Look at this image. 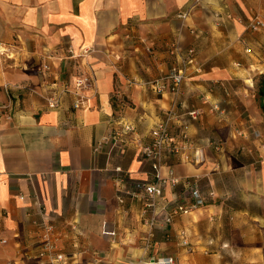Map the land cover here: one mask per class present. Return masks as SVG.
<instances>
[{
    "label": "crops",
    "instance_id": "1",
    "mask_svg": "<svg viewBox=\"0 0 264 264\" xmlns=\"http://www.w3.org/2000/svg\"><path fill=\"white\" fill-rule=\"evenodd\" d=\"M256 16L264 18V0H0V45L8 51L0 55V264H37L44 223L56 226L67 251L79 241L81 264L168 255L180 264H264V136H255L264 133V98L255 88L264 75V32L247 28ZM192 47L197 63L177 104L203 161L178 158L173 166L180 180L198 183L209 205L168 226L161 214L146 249L140 205L119 203L113 170L122 167L131 182L152 180L140 148L174 98L148 82ZM111 49L123 54L118 66ZM82 74L91 80L77 109ZM65 87L71 92L50 109L44 96ZM215 103L225 115L212 111ZM194 109L198 119L188 114ZM118 121L138 135L124 149L109 143L95 152ZM237 129L248 136L235 139ZM225 176L242 200L215 197ZM207 180L218 193L208 195Z\"/></svg>",
    "mask_w": 264,
    "mask_h": 264
},
{
    "label": "built area",
    "instance_id": "2",
    "mask_svg": "<svg viewBox=\"0 0 264 264\" xmlns=\"http://www.w3.org/2000/svg\"><path fill=\"white\" fill-rule=\"evenodd\" d=\"M242 22V20H240ZM247 28L254 32H264V18L260 16L248 23ZM194 33V31H193ZM130 35H127V38ZM177 49V46H176ZM178 50V49H177ZM73 52V51H71ZM4 51H0L3 54ZM89 50L82 51L81 55H86ZM115 60L116 66L122 62L123 54L116 51L109 53ZM187 65H196L195 50L190 49L183 62L175 66L168 74L157 81L148 82L153 91L159 94L170 93L174 98L173 106L165 113L164 117L151 129L149 140L142 144L140 148L141 158L145 159L151 166V181H132L130 173L122 167L113 170V179L118 187L120 195L118 201L126 204L128 201L140 205L142 223L147 227L145 248L149 249L152 239L155 237V228L160 225L161 214H165L163 222L165 226L172 223L177 215H190L194 211L204 208L207 205L197 182L185 180L183 183L177 177L173 161L180 158L182 162L189 161L187 148L193 147L194 143L189 139V135L183 129L180 115L178 113L177 100L182 92L184 82L187 79ZM49 69V66L46 67ZM90 77L79 75L75 81V108H82L85 103L84 90L90 86ZM60 92V93H59ZM71 91L65 87L62 91L49 92L44 98L50 109H57L61 106L62 96ZM213 112L224 115L225 111L218 103H215ZM191 117L197 119L201 114L200 109L188 112ZM136 128L131 123L118 121L113 130L105 137L104 141L96 144L95 152L104 148L105 144H114L123 149L130 144L131 137H136ZM255 136L261 137L258 132ZM219 146V145H218ZM217 146V147H218ZM264 148V147H263ZM199 152L196 151L194 157L197 159ZM199 161V160H196ZM192 162V161H189ZM183 185L184 191L181 195L173 192V189ZM168 205L172 209L168 211ZM108 235L115 240L117 233L115 230L108 231ZM185 236V233H182ZM63 236L51 223H44L42 231L38 235L36 255L37 264H81V257L86 251L82 248L78 240L72 242L75 249L73 252L67 251L62 243ZM1 244H7V240H2ZM187 244V241H185ZM33 249H28V252ZM30 254L28 253L27 256ZM139 264H180L179 260L171 255L153 256L141 259Z\"/></svg>",
    "mask_w": 264,
    "mask_h": 264
},
{
    "label": "rangeland",
    "instance_id": "3",
    "mask_svg": "<svg viewBox=\"0 0 264 264\" xmlns=\"http://www.w3.org/2000/svg\"><path fill=\"white\" fill-rule=\"evenodd\" d=\"M194 33H196V32H194ZM115 41H113V43H114ZM115 44V43H114ZM116 46V45H115ZM176 47V45L174 44V48ZM190 49H194L195 50V55H196V63H197V49L195 48V47H192V48H189L188 50H187V53L189 52V50ZM4 51V53H3V55L4 56H6V54L8 53V51H7V49L5 48V45H0V51ZM87 49H82V51H86ZM112 51H113V49H111ZM110 50V53L112 52ZM187 53H186V55H187ZM0 55H2V54H0ZM10 57H11V59H14L15 57L13 56V55H10ZM10 57H8V58H10ZM120 64V63H119ZM118 64V65H119ZM117 65V66H118ZM195 65H187V67H186V70H187V78H188V75L190 74V69L191 68H193ZM196 71H197V69H196ZM260 77L258 76V77H255V88H256V90H257V92H258V90H259V85H260V79H259ZM224 110V109H223ZM219 113V112H218ZM201 114H202V112H201ZM201 114L199 115V117L201 116ZM219 114H221V113H219ZM225 115V114H224ZM198 117V118H199ZM193 118V117H192ZM197 118V119H198ZM194 119V118H193ZM221 120V119H220ZM182 123V122H181ZM252 123H253V121H252ZM237 131H238V133L236 134V138L235 139H238L240 136H245V134L246 133H244V132H241L242 130L241 129H237ZM256 131V130H255ZM256 132H258L259 134H260V136L261 137H263L264 136V133L261 131V130H257ZM246 136H248L247 134H246ZM189 139L190 140H192L193 141V138H191V137H189ZM193 143H194V141H193ZM216 147V146H215ZM264 144H262V146H261V148L264 150ZM188 149V151H187V156L189 157V161H192V162H189V161H186L187 159H185V161L184 162H182V163H185V164H188V165H191V166H200L201 164H202V161H203V155H202V151L200 150V148H198V147H196V145H195V143H194V146L193 147H190V148H187ZM196 151H198L199 152V155L197 156V159L194 157V155H195V152ZM196 160H199V161H196ZM179 178V177H178ZM181 182L183 181L182 179L180 180ZM221 184V189H220V191H222L223 193L222 194H217V195H215V197H218L219 199H221L222 201H224V202H228V200H229V197L235 202V201H240V200H242V198H240L239 197V195H238V193L237 192H240L241 191V188L240 189H236V187H235V185H234V183H233V185H230V182H229V180H228V177L227 176H225L224 178H222V182L220 183ZM228 185L231 187V189H230V187H228ZM213 186H215L213 183H210V181H208L207 180V182H206V185H205V190L207 191V193H208V195H209V193L210 192H214L215 190H213L214 188H213ZM237 191V192H236ZM215 192H217L218 193V191H215ZM175 193V192H174ZM236 193H237V195H236ZM214 197V196H213ZM209 204L207 203V205L205 206V207H207ZM152 244L153 243H151V245L149 246V249H151L152 248Z\"/></svg>",
    "mask_w": 264,
    "mask_h": 264
},
{
    "label": "trees",
    "instance_id": "4",
    "mask_svg": "<svg viewBox=\"0 0 264 264\" xmlns=\"http://www.w3.org/2000/svg\"><path fill=\"white\" fill-rule=\"evenodd\" d=\"M260 85H259V96L263 99L264 98V75L261 76L260 78ZM262 107L264 108V105L262 104Z\"/></svg>",
    "mask_w": 264,
    "mask_h": 264
}]
</instances>
